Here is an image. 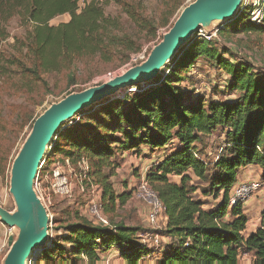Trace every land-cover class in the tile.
I'll return each instance as SVG.
<instances>
[{
	"label": "trees",
	"instance_id": "obj_1",
	"mask_svg": "<svg viewBox=\"0 0 264 264\" xmlns=\"http://www.w3.org/2000/svg\"><path fill=\"white\" fill-rule=\"evenodd\" d=\"M104 1L108 4V0H0V44L8 37L6 23L17 17L28 28L24 47L31 58L28 68L0 51V78L9 81L18 77L14 85L32 92L41 74L66 70L75 60L126 64L140 52L141 45L122 31L117 18L105 13ZM80 2L84 3L82 8ZM183 2L164 3L166 14L157 25L131 4L122 10L135 28L154 37L157 28L167 26ZM247 10L241 9L223 33L264 35V18L256 24ZM66 14L70 17L67 23L50 25ZM217 45L213 39L195 38L174 57L166 75L126 89L76 115L78 122L58 130L52 144V152L61 153L73 164L87 162L89 176L101 189L103 212L112 211L117 201L122 204L128 198L125 192H113L110 178L115 154L141 146L153 152L173 144L172 151L145 174L167 220L158 236L170 239L159 248L155 264H239L241 252L251 254V264H264V210L259 226L247 234L242 202L229 206L241 169L259 167L264 182V73L246 62H231V49ZM199 60L227 75L226 90L235 92L236 98L218 101L187 96L180 87L182 74ZM216 131L224 137L223 147L214 161L207 162L197 145ZM197 191L220 200L205 209ZM71 218L59 222L60 226L53 221L49 229L53 235L34 264H79L82 260L96 264L99 253L109 249L116 250L125 264H137L154 252L141 242L137 227L110 222L109 226L94 225L78 210Z\"/></svg>",
	"mask_w": 264,
	"mask_h": 264
},
{
	"label": "rangeland",
	"instance_id": "obj_2",
	"mask_svg": "<svg viewBox=\"0 0 264 264\" xmlns=\"http://www.w3.org/2000/svg\"><path fill=\"white\" fill-rule=\"evenodd\" d=\"M168 1L169 0H108V4L104 1L105 13L111 17L117 18L122 25V31L137 39L141 45L140 52L131 56V58H136L132 63H130V60L124 65L118 62L106 64L97 59H85L83 61L75 60L66 70H62L58 73L41 74L39 84L32 92L19 89L14 85V82L16 83L19 81L18 77L12 76L9 81L5 78H0V206L3 209L8 212H13L15 209L13 199L9 194L10 170L14 158L31 131L34 120L50 105L59 102L68 94L78 93L104 84L122 75L135 64L142 62L147 58L150 51L162 40L182 9L195 0H183V4L170 19L167 26L158 27L154 37L146 32H140L135 28L123 13L122 8L125 5L131 4L137 11L142 12L143 16L154 21V24L157 25L162 21L163 13L166 14V9L163 7V4ZM262 1L263 0H252L251 4L255 3L254 11L261 9ZM83 5L84 3L80 2L79 8H82ZM241 8H247L248 10L246 12L249 14L253 5L250 7L242 6ZM69 19L70 17L67 14L58 16L50 22V25L57 26L62 23H67ZM231 22L215 25V29H218L217 32H219L218 34L216 32V37H214L213 40L217 42L219 48L225 47L231 49L233 53V57L230 58L231 62L235 64L246 62L256 71L264 73V35L255 33H223V30L228 28ZM5 27L8 37L0 44V51L6 58H16L29 68L31 66V58L26 55V48L24 47L28 28L23 27L17 17L9 20ZM195 38L200 39L198 37ZM225 58H229V56H225ZM172 63L173 60L162 70L161 75L167 74ZM10 70L14 69L12 68ZM109 74H111L112 78L108 76ZM182 76H184V80L180 84V87L184 92H187V96L189 97H203L205 100L213 99L226 101L232 100L237 96L235 92L230 93L226 90L227 75L203 60L197 61L194 66L186 73H183ZM78 120L79 117L75 116L66 122L63 127L74 125ZM223 139L224 137L221 131L214 132L208 139L204 138L203 142L197 145L200 156L207 162L214 161L222 150ZM54 140L55 139L51 142V148ZM62 146H64L63 143L60 147ZM133 152L134 153H130V155H125L126 157L124 158H121L122 154L117 153L111 159L115 164L114 173L110 178L113 184V192L116 195L125 192L128 198L122 204L117 201L112 211L103 213L110 223H122L137 227L142 236L145 235L144 233H148L150 238H148L147 244L154 252L151 256L145 257L137 264H155V258L159 255V248H162L164 242H168V239H163L159 236L158 243L156 244L154 242V235L161 234L163 230L162 221L160 220L154 227L149 226L145 216V206L133 200L131 195L142 179V176L154 163L160 161L164 155L160 153L161 150L151 152L146 147H139L137 151ZM64 159L66 158H64L61 153H54L50 149L45 164L47 167L52 166L53 162L62 164ZM65 171L68 172L71 182L73 186H75L73 198L71 200L52 199V206L48 210L51 216L50 227L53 226L54 220L58 222L56 226H60L59 224L62 223L59 222L61 221H72L71 217L74 212H77V210L81 211V209L90 203L92 198L97 196V192L91 194L88 192L89 189H87L86 193L80 192L79 185L82 170L77 162L75 164L71 162L70 167ZM260 175L261 173L252 169L251 173H241L239 178L241 182H258L260 184L259 188L254 190L249 198L241 203L244 214L248 219L246 225L247 234L254 231L260 224L261 215L264 210V182ZM171 180L177 182L178 178L172 177ZM43 186L45 189L48 187L46 183L43 184ZM233 189L234 187L232 190ZM196 194L199 199L205 203V209L213 207L220 200V197L216 200L211 196L203 197L199 191H197ZM16 234V231L0 223V261L8 251V238L10 236L14 238ZM52 235L53 232L50 231L49 236L51 237ZM108 257L109 258L105 260V264H125L119 261L118 253H116V256L112 255ZM251 260L252 256L250 253L241 252L239 254V264H251Z\"/></svg>",
	"mask_w": 264,
	"mask_h": 264
},
{
	"label": "water",
	"instance_id": "obj_3",
	"mask_svg": "<svg viewBox=\"0 0 264 264\" xmlns=\"http://www.w3.org/2000/svg\"><path fill=\"white\" fill-rule=\"evenodd\" d=\"M243 0H195L182 9L162 40L142 62L108 82L78 93H70L50 105L32 125L31 131L13 160L9 194L15 209L8 212L0 206V223L17 232L9 237L8 251L0 264L35 262L48 245L51 216L35 190L39 166L47 158L48 148L66 122L126 89L150 83L192 40L199 30L215 37V25L236 19Z\"/></svg>",
	"mask_w": 264,
	"mask_h": 264
},
{
	"label": "built area",
	"instance_id": "obj_4",
	"mask_svg": "<svg viewBox=\"0 0 264 264\" xmlns=\"http://www.w3.org/2000/svg\"><path fill=\"white\" fill-rule=\"evenodd\" d=\"M251 3L252 0H243L242 6L250 7L253 5V8H251L249 11L250 20L256 24H259L264 18V0L262 1L261 9L257 11H254L255 3ZM196 37L205 40H211L214 38L212 36L207 35L203 30H199ZM135 60L136 58H131L130 63L134 62ZM108 76L112 78L111 74H109ZM50 149L51 147L48 148V153ZM46 159L39 166V172L36 177L34 187L39 197L41 198L43 205L47 210H49V208L52 206L53 198H57L59 200H71L73 198L75 186H73L68 172L65 171L67 168L70 167L71 161L69 159H64L62 164L53 162L52 166L48 167L45 164ZM78 166L82 170L79 185L80 192L86 193L87 189H89L88 192H90L91 194L97 192V196L92 198L90 200V203L86 205L83 209H81V215L91 221L94 225L109 226V221L104 215L100 203L101 189L98 185L94 184L93 179L89 176V168L87 162L81 160L78 163ZM45 183L48 185L47 189H45V187L43 186V184ZM259 186L260 184L258 182L237 183V185L234 186V189L230 194L229 206H233L237 202L243 203L249 198V196L254 192V190L259 188ZM131 197L133 200L142 203L145 206V216L149 226L154 227L157 225V223H159L160 220H166V217L164 215V207L160 202L155 191L145 180L144 175L142 176V179L138 183L135 190L132 192ZM154 237V242L157 244L159 239L158 235H154ZM148 238H150V235L146 233L144 236H142L141 240L144 244H147ZM28 264H33V262H29Z\"/></svg>",
	"mask_w": 264,
	"mask_h": 264
},
{
	"label": "crops",
	"instance_id": "obj_5",
	"mask_svg": "<svg viewBox=\"0 0 264 264\" xmlns=\"http://www.w3.org/2000/svg\"><path fill=\"white\" fill-rule=\"evenodd\" d=\"M212 135H210V136H208V137H206L207 139L209 138V137H211ZM141 148H143V146H141ZM172 149H173V144H169L168 146H166L165 148H163V149H161V154L162 155H167L168 153H170L171 151H172ZM134 151H137V150H134ZM130 153L132 154V153H134L133 151L132 152H125V153H123L122 154V156H121V158H124V157H126L125 155H130ZM163 156V157H164ZM163 157L160 159V161L163 159ZM160 161H158L157 163H159ZM157 163H154L153 165H155V164H157ZM252 169L253 170H255V171H258L259 173H261V170H260V168L259 167H255V166H249V167H246V168H244V169H241L240 171H239V174H238V183H240L241 181H240V176H241V173H245V172H247V173H251L252 172ZM146 174V173H145ZM145 174H144V176H145ZM166 221L167 220H164V221H162V227H163V229L165 228V226H166ZM259 226V225H258ZM257 226V227H258ZM256 227V228H257ZM255 228V229H256ZM255 231V230H254ZM254 231H251V232H254ZM251 232H249V233H251ZM163 239H165L166 237H162ZM166 239H168V238H166ZM170 242V239H168V242H164V244L166 243H169ZM116 253H117V251L116 250H114V249H109V250H107L106 252H102V253H99V260H98V262L96 263V264H105V260L107 259V258H109L108 256H116ZM119 261L121 262V263H124V261L122 260V259H120L119 258ZM41 264H44V263H41ZM79 264H87L86 263V260H82V261H80L79 262Z\"/></svg>",
	"mask_w": 264,
	"mask_h": 264
},
{
	"label": "bare ground",
	"instance_id": "obj_6",
	"mask_svg": "<svg viewBox=\"0 0 264 264\" xmlns=\"http://www.w3.org/2000/svg\"><path fill=\"white\" fill-rule=\"evenodd\" d=\"M130 91H135V90H130Z\"/></svg>",
	"mask_w": 264,
	"mask_h": 264
}]
</instances>
